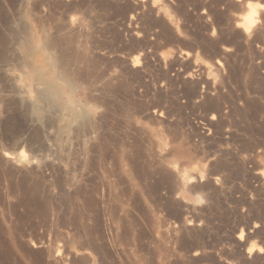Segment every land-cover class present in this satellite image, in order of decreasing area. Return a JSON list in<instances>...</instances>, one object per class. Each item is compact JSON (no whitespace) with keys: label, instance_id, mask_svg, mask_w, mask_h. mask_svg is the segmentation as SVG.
Instances as JSON below:
<instances>
[{"label":"rangeland","instance_id":"374dc122","mask_svg":"<svg viewBox=\"0 0 264 264\" xmlns=\"http://www.w3.org/2000/svg\"><path fill=\"white\" fill-rule=\"evenodd\" d=\"M250 2L0 0V264H264Z\"/></svg>","mask_w":264,"mask_h":264},{"label":"snow or ice","instance_id":"6c2138e0","mask_svg":"<svg viewBox=\"0 0 264 264\" xmlns=\"http://www.w3.org/2000/svg\"><path fill=\"white\" fill-rule=\"evenodd\" d=\"M260 8L261 10H264V5H256V4H253V3H248L247 5V8L249 9V12H248V15L244 17L245 20L249 21L250 22V26L248 28L245 29V31L249 34V38H253L255 37L258 33H259V30L260 28H264V24H260V22L256 19L257 17V12H256V8ZM80 16L79 15H72L71 17V23L73 26H75L79 21H80ZM260 24V28L257 27V25ZM237 27H241L243 28L244 25H237ZM253 29H256V32L253 31ZM213 36L216 35V33H212ZM137 66H139V58H137ZM101 109L100 108H95L94 111H100ZM215 118V117H213ZM178 143V138L176 141H174V144H177ZM178 155L179 153L174 149L172 152L169 153V155ZM5 156H8V153L5 152L4 153ZM9 159H11V157H8ZM27 159V157H26ZM200 203H203V201H200ZM261 227V224H257L256 225V228L259 229ZM240 242L244 243L245 246H246V251H247V255L249 258L253 257L254 255L256 254H259V255H264V245H261L260 247H257L256 243H251V244H248L247 241L249 239L248 235L246 233L243 232V237L240 238V234L236 237ZM255 244L256 245V248L253 249V251L251 252V254H249L248 252V249L250 247H252V245ZM35 246V245H33ZM59 255V253H58ZM79 255V253L77 254ZM194 255L196 256H199L200 253L199 252H196L194 253Z\"/></svg>","mask_w":264,"mask_h":264},{"label":"bare ground","instance_id":"6f19581e","mask_svg":"<svg viewBox=\"0 0 264 264\" xmlns=\"http://www.w3.org/2000/svg\"><path fill=\"white\" fill-rule=\"evenodd\" d=\"M245 24H246V26H250V22L249 21H247V20H245ZM71 26H72V24H71ZM71 27H69V29H70ZM20 45V44H19ZM20 50V49H19ZM17 53H20V51H17ZM16 54V53H15ZM22 54V53H21ZM22 57V56H21ZM17 58L18 59H20V55H19V57H18V55H17ZM17 59V60H18ZM14 60V59H13ZM16 61V60H15ZM22 61V60H21ZM64 61V60H63ZM67 61V60H66ZM17 62V61H16ZM15 62V63H16ZM14 63V62H13ZM18 63H19V61H18ZM22 62H20V64H21ZM64 64V63H63ZM19 66V65H18ZM23 68L25 67V66H22ZM26 67H28V65H26ZM24 68V71H26L25 69H27V68ZM73 67V66H72ZM91 67V66H90ZM31 68V67H30ZM33 68V67H32ZM68 68V67H67ZM20 69V68H19ZM69 69H70V67H69ZM75 69V68H74ZM4 70H6V72L8 73L9 72V74L11 73L12 75H13V77H14V79L20 84V83H26V82H31V79L27 76V75H25L24 73H21V72H23V70L21 69V71L19 72V70H17V69H15L14 68V66H7ZM88 70V69H87ZM28 71V70H27ZM70 71H72V68L70 69ZM72 72H74V70L72 71ZM80 72V71H79ZM27 73V72H26ZM68 73V77L70 76V74H69V72H67ZM75 73H78V72H76L75 71ZM10 74V75H11ZM24 74V75H23ZM71 75H73V73H71ZM76 75V74H75ZM31 77V76H30ZM39 78V77H38ZM16 82V83H17ZM24 84H22V85H24ZM29 84V83H28ZM27 84V86H30V85H28ZM21 85V86H22ZM44 85V84H43ZM20 86V85H19ZM26 86V85H25ZM19 88H21V87H19ZM27 88V87H26ZM24 86H22V89H19V90H21L20 91V93H22L23 95H26V94H29V92H28V89L29 88H27L26 89ZM49 88V87H48ZM18 90V89H17ZM31 90V89H30ZM41 90V89H40ZM43 90H44V88H43ZM46 90H47V88H46ZM42 91V90H41ZM43 92V91H42ZM45 95V94H44ZM43 96V95H42ZM46 96V95H45ZM44 98V97H43ZM45 99V98H44ZM48 99V98H47ZM39 100V99H38ZM66 111V110H65ZM64 117V116H63ZM68 121V120H67ZM66 122V121H65ZM67 123V122H66ZM16 158H17V156H16ZM19 159H20V156H19ZM14 162H16V161H14ZM19 162V161H18ZM30 163V162H29ZM29 165V164H28ZM35 247V246H34ZM32 248V247H31ZM33 250V249H32Z\"/></svg>","mask_w":264,"mask_h":264},{"label":"clouds","instance_id":"9594fccd","mask_svg":"<svg viewBox=\"0 0 264 264\" xmlns=\"http://www.w3.org/2000/svg\"><path fill=\"white\" fill-rule=\"evenodd\" d=\"M242 237H243V231H241V233H240V238H242ZM255 248H256V245L253 244L252 247H250V248L248 249L249 254H251V252H252L253 249H255Z\"/></svg>","mask_w":264,"mask_h":264}]
</instances>
